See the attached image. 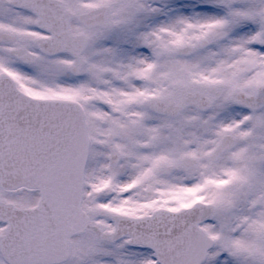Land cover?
<instances>
[{
	"label": "snow or ice",
	"instance_id": "snow-or-ice-1",
	"mask_svg": "<svg viewBox=\"0 0 264 264\" xmlns=\"http://www.w3.org/2000/svg\"><path fill=\"white\" fill-rule=\"evenodd\" d=\"M0 264H264V0H0Z\"/></svg>",
	"mask_w": 264,
	"mask_h": 264
}]
</instances>
